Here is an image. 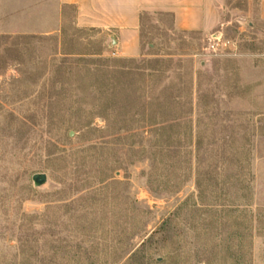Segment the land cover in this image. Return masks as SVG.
<instances>
[{
	"label": "rangeland",
	"instance_id": "rangeland-1",
	"mask_svg": "<svg viewBox=\"0 0 264 264\" xmlns=\"http://www.w3.org/2000/svg\"><path fill=\"white\" fill-rule=\"evenodd\" d=\"M256 2L209 31L147 14L120 57L71 4L0 0V264H264Z\"/></svg>",
	"mask_w": 264,
	"mask_h": 264
},
{
	"label": "crops",
	"instance_id": "crops-1",
	"mask_svg": "<svg viewBox=\"0 0 264 264\" xmlns=\"http://www.w3.org/2000/svg\"><path fill=\"white\" fill-rule=\"evenodd\" d=\"M75 8L77 26L110 32L120 57L141 52L140 29L147 14L170 15L176 28L209 31L220 22L225 0H59ZM256 14L264 20V0H257Z\"/></svg>",
	"mask_w": 264,
	"mask_h": 264
},
{
	"label": "trees",
	"instance_id": "trees-1",
	"mask_svg": "<svg viewBox=\"0 0 264 264\" xmlns=\"http://www.w3.org/2000/svg\"><path fill=\"white\" fill-rule=\"evenodd\" d=\"M82 61L84 59H81ZM88 65H92V69H89L90 71H126L128 70L126 66H117L116 64H113V63H110V64H104V63H101L100 61L98 62H91V61H88L87 62ZM87 70V71H89ZM163 128V127H161ZM204 160H210L209 163L211 165H218V164H222L225 160V156L223 154H220V155H210L209 157H206V158H202ZM233 161L236 162L237 164H244V163H247L248 162V159L246 157V155H243L241 154L240 156H235L233 157ZM201 163V158L198 159V164Z\"/></svg>",
	"mask_w": 264,
	"mask_h": 264
},
{
	"label": "built area",
	"instance_id": "built-area-1",
	"mask_svg": "<svg viewBox=\"0 0 264 264\" xmlns=\"http://www.w3.org/2000/svg\"><path fill=\"white\" fill-rule=\"evenodd\" d=\"M221 42V36L219 34H212L210 36V44L213 49H216Z\"/></svg>",
	"mask_w": 264,
	"mask_h": 264
},
{
	"label": "water",
	"instance_id": "water-1",
	"mask_svg": "<svg viewBox=\"0 0 264 264\" xmlns=\"http://www.w3.org/2000/svg\"><path fill=\"white\" fill-rule=\"evenodd\" d=\"M114 43V41H113ZM71 135V133H70ZM33 179L35 181V183L40 184L43 183L46 180V174L44 173H36L33 175Z\"/></svg>",
	"mask_w": 264,
	"mask_h": 264
}]
</instances>
